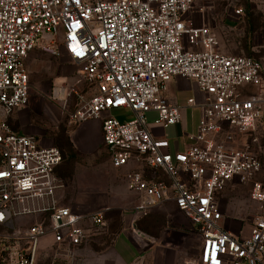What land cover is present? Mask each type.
Listing matches in <instances>:
<instances>
[{"label": "built area", "instance_id": "obj_1", "mask_svg": "<svg viewBox=\"0 0 264 264\" xmlns=\"http://www.w3.org/2000/svg\"><path fill=\"white\" fill-rule=\"evenodd\" d=\"M196 2L0 0V264H37L46 237L54 247L50 264H76L86 225L103 226L108 212L77 213L63 205L54 175L62 153L9 125L29 103L25 63L39 43L44 52L65 55L90 86L85 94L61 86L52 96L77 97L71 123L100 121L111 166L128 169L127 190L139 197L135 213L145 216L172 201L200 238L199 264H264L262 185H251L258 215L246 238L222 228L215 201L226 184H243L261 170L234 143L263 117L264 69L252 58L220 53L210 29L187 18ZM176 77L193 81L204 98L194 143L170 153L169 142L150 131L148 116L162 131L180 124V108L163 97ZM115 110L122 116H110ZM144 169L161 171L168 182Z\"/></svg>", "mask_w": 264, "mask_h": 264}, {"label": "rangeland", "instance_id": "obj_2", "mask_svg": "<svg viewBox=\"0 0 264 264\" xmlns=\"http://www.w3.org/2000/svg\"><path fill=\"white\" fill-rule=\"evenodd\" d=\"M236 10H241L242 14L236 15ZM188 17L192 24L210 29L218 42L220 52L223 53V49L224 54L252 58L258 61L264 69V0H197ZM44 42L48 44L46 40ZM41 44L39 43L29 54L25 63L30 90L29 103L20 114L24 117V131L29 132L27 135L38 137L46 147L59 149L63 160L69 163L87 157L74 150L70 138L71 133L88 132L90 136L86 144H89L94 152L98 151V155L108 156L97 135V126L100 121L89 120L76 126L69 121L68 116L75 108L77 97L72 92L63 99L52 96V90L61 86H68L78 94L87 93L90 86L81 80L78 67L71 63L65 55L53 56L44 52ZM253 93L255 91L248 95H253ZM177 96L184 103L188 98L197 100L194 98L193 90L183 91ZM109 114L114 117L122 116V112L116 110ZM193 122L191 118L188 120L189 130L192 129ZM74 126L77 128L70 132ZM150 126L149 123L150 131L155 134ZM10 127L13 131L19 132L17 126L12 127L10 124ZM159 130L162 132L161 129ZM234 146L254 155L261 163V170L243 184L228 183L225 191L215 197V201L223 215L222 228L236 237L246 238L258 215V206L250 198L252 183H260L264 191V113L257 122L254 132L249 137L234 143ZM127 170L124 169V174ZM144 170L146 176H149L151 171ZM159 181L167 182L163 179ZM59 184L63 183L59 181ZM132 195L134 198L130 200V208L138 202L137 195ZM177 215H179L178 212L173 209L172 221L161 217H144L145 219L141 221L151 222L154 226H149L146 231L160 236L165 229L174 230L177 227L179 223ZM127 216L134 217L133 214H127ZM172 222L175 225H172ZM185 222L189 229L176 232L178 249L184 253L189 264H199L200 238L195 228L187 220ZM224 223L228 224V228L224 227ZM181 232H184V235ZM53 250L50 237H46L41 243L37 264H50Z\"/></svg>", "mask_w": 264, "mask_h": 264}, {"label": "crops", "instance_id": "obj_3", "mask_svg": "<svg viewBox=\"0 0 264 264\" xmlns=\"http://www.w3.org/2000/svg\"><path fill=\"white\" fill-rule=\"evenodd\" d=\"M222 51L223 53L219 52L224 54L223 49ZM188 90H193L194 98L197 100L188 98L184 103L178 99L177 95ZM163 97L169 104L180 108L181 122L161 132L153 125L154 115L150 114L148 116L150 128L155 131L154 135L158 139H166L169 142L168 151L170 153L184 152L194 143L193 136L201 116L200 104L204 96L193 81L176 77L167 84ZM191 99L194 101L193 104H188ZM21 111L12 114L9 125L18 127L19 132L16 133L27 134L29 132L24 131V117L20 116ZM190 118L194 122L192 129L189 130L188 120ZM75 128L77 127L71 128L70 132ZM97 135L101 140V146L104 147L100 123L97 126ZM88 136H90L88 132L71 133L70 136L74 150L78 154L87 155L86 158L84 156L86 161L83 159L84 161L69 163L63 160L54 171L58 182L63 183L57 190V197L63 205L77 213L108 209L103 226L86 225V239L76 252V264H189L184 253L178 249L176 242V232L189 229L185 216L172 201L164 202L145 216L135 213L134 207L139 202V197L137 196L138 202L130 208V200L134 198L132 195L134 193L129 192L124 183V168L114 169L108 156L102 157L98 155V151L94 152L91 146L86 144ZM35 138L42 147H46L38 137ZM150 176H156L159 180L163 179L168 182L167 177L161 171L151 172ZM226 187L227 184L216 193L215 197L221 195ZM173 209L179 214L177 215L179 223L174 230L165 229L160 236L146 231L149 226L154 225L151 222L141 221L145 219L144 217H161L172 221ZM127 214H133L134 217H128ZM172 225L175 223L172 222ZM224 227L228 228V224L224 223ZM181 233L184 235V232Z\"/></svg>", "mask_w": 264, "mask_h": 264}]
</instances>
